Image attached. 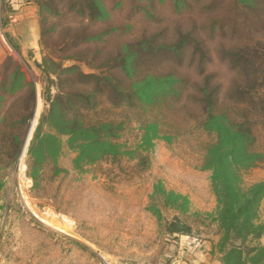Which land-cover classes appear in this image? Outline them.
<instances>
[{
  "label": "rangeland",
  "instance_id": "obj_1",
  "mask_svg": "<svg viewBox=\"0 0 264 264\" xmlns=\"http://www.w3.org/2000/svg\"><path fill=\"white\" fill-rule=\"evenodd\" d=\"M10 2L0 0L2 31ZM255 3L264 10V0H43L37 48L20 57L9 42L0 64V264H191L204 242L217 264H264V131L253 130L236 182L254 198L253 226L234 234L224 184L204 167L214 138L196 104L205 86L216 111L242 114L231 53L250 48ZM63 113L111 123L101 134L114 132L116 147L80 154L61 135Z\"/></svg>",
  "mask_w": 264,
  "mask_h": 264
},
{
  "label": "trees",
  "instance_id": "obj_2",
  "mask_svg": "<svg viewBox=\"0 0 264 264\" xmlns=\"http://www.w3.org/2000/svg\"><path fill=\"white\" fill-rule=\"evenodd\" d=\"M42 2V0L37 2L39 10ZM249 29H251V36H253L249 45L250 48L239 49L237 52L231 53L242 71V81L236 85L233 91L235 96L241 98L238 100L242 104L240 106H246L241 109L242 114L239 115V118L231 119L232 112L228 106L222 112L216 111V89L209 92L208 87L203 86V89L198 91L202 98L200 97L196 101L200 109L199 124L206 133L213 134L214 138L213 143L208 147L204 156V167L211 170L213 182L216 185L221 183L219 181L224 184L222 188L219 187L217 190L218 195H220L218 199L219 197H224L230 201L228 203L223 200L219 202L223 209L221 217H223L222 222L226 223L234 234L239 233L244 228L253 226L250 216L252 215L254 198L245 197L244 191L238 187L236 182L238 181V165L240 161L252 160L254 157V154L250 152L253 130L257 127L255 131H264V37H262L264 36V10L259 4H254L253 14L250 16ZM22 77V73H17L15 80H21ZM93 78L96 79L97 77ZM142 84L147 86L148 82ZM24 86H26V103L29 101L31 109L28 116L30 120L35 106L36 95L32 84L26 82ZM213 93L215 94L212 96ZM74 97L79 100L85 95L80 93ZM64 102L53 101L49 107V115L52 116L57 110V105L62 106ZM72 103L68 99L67 104L71 105ZM60 116V125L67 130L60 134L79 141L80 154L90 157L93 153H100L104 149L112 151L111 149L116 147L110 140L115 137L114 132H110L108 134L110 136L105 138L101 134V132H104L103 130H114L111 123H101L98 126H93L85 122V117L81 114L72 122L66 118L64 113ZM256 120L258 121L257 123H255ZM152 124L156 126L155 123ZM148 125L150 126L151 124ZM226 181L230 182V184L227 185ZM261 187L264 188L260 186L257 191L261 192Z\"/></svg>",
  "mask_w": 264,
  "mask_h": 264
},
{
  "label": "crops",
  "instance_id": "obj_3",
  "mask_svg": "<svg viewBox=\"0 0 264 264\" xmlns=\"http://www.w3.org/2000/svg\"><path fill=\"white\" fill-rule=\"evenodd\" d=\"M38 1L11 0L13 4V22L8 23L3 31L1 30L3 25H0V64L3 62L6 52L11 49L9 42L17 47V54L20 57H23L29 50L37 48L39 41L38 19L36 16ZM206 244V242L203 243V250L199 253L198 261H192L191 264H217L212 261L210 248ZM185 249L186 247L183 250ZM179 255H184V252H179Z\"/></svg>",
  "mask_w": 264,
  "mask_h": 264
},
{
  "label": "built area",
  "instance_id": "obj_4",
  "mask_svg": "<svg viewBox=\"0 0 264 264\" xmlns=\"http://www.w3.org/2000/svg\"><path fill=\"white\" fill-rule=\"evenodd\" d=\"M10 5H11V7L13 6L12 2H10ZM9 20H10V22H13V16L12 15L9 17Z\"/></svg>",
  "mask_w": 264,
  "mask_h": 264
}]
</instances>
